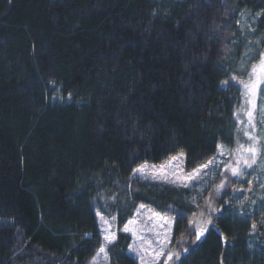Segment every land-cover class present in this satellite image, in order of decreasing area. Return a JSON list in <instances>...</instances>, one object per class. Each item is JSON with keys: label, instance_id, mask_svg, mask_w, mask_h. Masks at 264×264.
<instances>
[{"label": "trees", "instance_id": "trees-1", "mask_svg": "<svg viewBox=\"0 0 264 264\" xmlns=\"http://www.w3.org/2000/svg\"><path fill=\"white\" fill-rule=\"evenodd\" d=\"M244 10L264 31V0H0V264H93L104 210L110 264H138L122 232L138 206L170 217L174 241L185 232L206 192L132 173L214 157L239 98ZM236 217L218 220L235 242L223 263L264 264ZM221 256L210 231L181 264Z\"/></svg>", "mask_w": 264, "mask_h": 264}, {"label": "rangeland", "instance_id": "rangeland-1", "mask_svg": "<svg viewBox=\"0 0 264 264\" xmlns=\"http://www.w3.org/2000/svg\"><path fill=\"white\" fill-rule=\"evenodd\" d=\"M261 16L260 13L251 14L245 10L239 14L242 52L236 59L234 58L236 61H230L231 77L234 82L229 86L231 92L239 91V98L233 107V117L231 115L228 121V129L225 133L228 136L218 142L216 154L209 160L212 163L208 161L187 173L184 170L185 156L179 153L158 165L150 163L139 165L134 169L132 178L167 183L185 189L195 187L206 192V196L222 175L220 169L225 165L229 168L230 155L234 153L233 160L236 163L233 165L230 162L231 169L228 171H232L238 163L242 164L245 155L247 163L244 162L242 168L247 170L243 174H239L240 170L237 172L241 175L242 183H251L256 190L251 193L248 204L244 203L243 197L238 198L233 205L232 214L240 218H255L259 223L264 224V66L261 65V57L264 55V31L259 22ZM235 99L233 98L232 104ZM249 148H254L255 151L249 152ZM254 153L257 155H252ZM247 154H251V157ZM204 165L207 167H203ZM141 169L142 171H138ZM224 176L232 181L235 175L226 172ZM115 196L116 193L112 198ZM204 197H200L202 199L199 205ZM117 201L125 202L120 194L117 195ZM104 212L97 214V219L105 252L101 253L99 249L93 264H110L108 250L116 241L115 218H111L109 211L104 210ZM172 223L170 217H164L142 206L134 209L131 217L123 225L122 232L130 237L128 252L138 259V264H161L167 250L179 237L174 241ZM125 226L130 231H125ZM106 235L114 236V240L109 243L105 240ZM248 237L250 248L264 252V235L259 238L249 234Z\"/></svg>", "mask_w": 264, "mask_h": 264}, {"label": "water", "instance_id": "water-1", "mask_svg": "<svg viewBox=\"0 0 264 264\" xmlns=\"http://www.w3.org/2000/svg\"><path fill=\"white\" fill-rule=\"evenodd\" d=\"M219 212L218 207L207 194L196 211L188 218L185 232L167 250L161 264H181L188 255L200 247L210 231H213L221 241L222 256L219 264H224L223 253L226 247L233 246L235 242L229 239L218 226ZM252 229L256 230L255 224L252 225ZM197 236L200 238L197 239ZM169 253L173 254L171 259H169Z\"/></svg>", "mask_w": 264, "mask_h": 264}, {"label": "flooded vegetation", "instance_id": "flooded-vegetation-1", "mask_svg": "<svg viewBox=\"0 0 264 264\" xmlns=\"http://www.w3.org/2000/svg\"><path fill=\"white\" fill-rule=\"evenodd\" d=\"M246 154V153H245ZM249 157H251V154H247ZM252 155H257L256 153ZM229 158V168L223 166L220 169V172L222 175L217 180L215 184L212 185V188L207 192L210 195V199L213 201L216 207H218L219 215L217 220L220 219L223 215H229L230 217L233 216V205L237 201L238 198L243 197L244 203H249V197L253 191L256 190L253 184L251 183H242L241 182V175L243 172H246L247 168H242L245 162V155L244 160L242 164L238 163V166L234 167L237 170H240V173L233 176L232 181H229L228 178H226L224 175L226 172L232 173V171H228V169H231L230 162L234 165L236 163L235 160H233L234 153L230 155ZM241 167V168H240ZM238 217V216H237ZM236 217V218H237ZM238 219L245 220L248 224L249 230L251 235L258 236L259 238L263 237L264 235V224L259 223L258 220L249 218H240ZM256 225V230L252 231V225Z\"/></svg>", "mask_w": 264, "mask_h": 264}, {"label": "snow or ice", "instance_id": "snow-or-ice-1", "mask_svg": "<svg viewBox=\"0 0 264 264\" xmlns=\"http://www.w3.org/2000/svg\"><path fill=\"white\" fill-rule=\"evenodd\" d=\"M261 65L264 66V55H262V57H261ZM245 87H247V85H245ZM248 151L249 152H254L255 149L254 148H249ZM209 163H212V161H209ZM245 163H247V162H245ZM203 167H207V165H204ZM138 171H142V169L141 170H138ZM197 173H199V170H197ZM232 173H233V175H237L238 174L237 169H235V168L232 169ZM124 230L125 231H130V229L127 226H125V229ZM196 238L199 239L200 237L197 236ZM105 240H107L109 243H111L114 240V236H107L106 235L105 236ZM100 252L101 253H104L105 252V247L104 246H101ZM168 255H169V259H171L173 254L169 253Z\"/></svg>", "mask_w": 264, "mask_h": 264}]
</instances>
